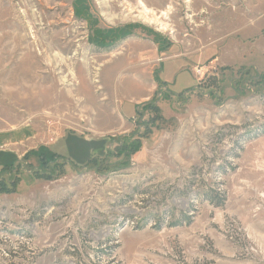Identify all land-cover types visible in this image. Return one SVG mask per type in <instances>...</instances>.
Wrapping results in <instances>:
<instances>
[{
	"label": "rangeland",
	"instance_id": "1",
	"mask_svg": "<svg viewBox=\"0 0 264 264\" xmlns=\"http://www.w3.org/2000/svg\"><path fill=\"white\" fill-rule=\"evenodd\" d=\"M172 45L199 80L175 97ZM65 133L50 179L31 152L0 166V264H97L107 239L101 264H264V0H0V140Z\"/></svg>",
	"mask_w": 264,
	"mask_h": 264
},
{
	"label": "crops",
	"instance_id": "2",
	"mask_svg": "<svg viewBox=\"0 0 264 264\" xmlns=\"http://www.w3.org/2000/svg\"><path fill=\"white\" fill-rule=\"evenodd\" d=\"M173 48L178 49L179 51L173 55H167V56L164 55L165 59L162 60V63L160 65V67L158 68L159 74L156 75V79L163 85V89L167 90V92L169 94H171L173 97H175V95H173V93L170 92V88H171L170 84L171 83H173L175 86H179L180 89L187 87V86H192V84H193V88L191 89V91H193L199 85V82H198L199 80L194 75V73L191 71V68L179 67L180 64L188 63V59H190V57L187 54H185L184 51H182V49L179 46L172 45L171 47H169L167 49V51L165 53H169L170 50ZM216 60L217 61L219 60L217 56H212L211 58L202 57L196 66H200V65L204 66V64H205V66L206 65L207 66L203 67L204 70L202 69V71L208 72V71L213 70V68H211V67H213L211 65V63L216 62ZM173 63H177V64L175 66H173ZM191 91H187L184 93H189ZM184 93H180V94H184ZM129 104L132 105L134 110H135V113L133 115H131V116L129 115L130 119L133 117L135 118V116H137L138 112L140 111V105L141 104L131 102V101L129 102ZM119 109H120L122 116L125 118V116L122 113L123 109H124V103L121 104ZM0 136H4V135H0ZM73 137H75L74 134L70 135V134L65 133V134H63L62 137H60L59 140H57L53 144H45V143L36 144V143H33L32 146L29 145L26 147H23V145L27 143V140L25 138H22L21 141L16 142L15 138L11 139V137H9V138H7V140H9V141L7 142V140H5L4 139L5 137H4L3 138L4 139V147H8V148L0 147V151H5L4 149H8L6 151L9 154H7L6 156H4L1 159V163H0L1 169L6 165H10L14 160L21 159L24 155L29 154L30 152L31 153L28 157L29 158L28 161L32 165H35V166L37 165V163L39 161V157H43L45 159H48L49 157H51L53 155H57V156H61V157L65 158L66 160H69L67 158V155H66L67 154L66 152H68L69 149L67 150L65 148L67 147V145L70 146L69 141H70V139H74ZM3 139L0 140V143L2 142ZM34 140L36 141L35 137L32 139V141H34ZM50 145H52V146H50ZM87 145H89V144H87ZM107 148H108V146L106 144L92 143V144H90L89 150H88L89 156H92V158L98 157V156L102 157L106 153ZM97 150H100L101 152L97 153L98 152ZM35 157L37 158V160ZM89 158H91V157H89Z\"/></svg>",
	"mask_w": 264,
	"mask_h": 264
},
{
	"label": "trees",
	"instance_id": "3",
	"mask_svg": "<svg viewBox=\"0 0 264 264\" xmlns=\"http://www.w3.org/2000/svg\"><path fill=\"white\" fill-rule=\"evenodd\" d=\"M97 43V42H96ZM100 43H102V42H100ZM99 43V44H100ZM98 43H97V45H99ZM98 47H105L104 45H102V44H100V46H98ZM145 109H150V110H153L156 114H157V117H156V119H161V117H160V114H159V112H158V108H156L153 104H147L146 106H145ZM159 115V116H158ZM147 132H148V130H146ZM146 132V133H147ZM146 133H144V134H142V136H147V134ZM150 132H148V134H149ZM252 137H255V136H252ZM141 138V137H140ZM139 146H140V142H134V143H132L131 145H124V144H120L119 145V147L124 151V153H129V151H127V148L128 149H130V152H132L133 150H136L135 148H139ZM124 148V149H123ZM126 149V150H125ZM43 158V157H42ZM53 159H60V160H65V159H63L61 156H57V155H54L53 157H52V160ZM48 159H44V161H45V163L43 162V164H41V167L42 168H40V169H36V170H34V173H35V175H42V176H44V175H46L45 177L47 178V179H50V176L47 174V172H46V170H47V168H46V166L49 164V162L50 161H52V160H50V161H47ZM94 158L93 159H90L87 163H94ZM230 166V164H224V165H222V166H220L219 168H220V170H222L224 173L227 171V168H226V166ZM74 167H76V166H74ZM124 167H126V165L124 166ZM123 167V168H124ZM1 186V185H0ZM2 191H4V189L3 188H1L0 187V192H2ZM219 190L218 189H215V188H212V189H209V190H206V191H203V199L204 200H206L208 203H210L211 205H213L214 207H219V206H222V204H223V202H224V198H223V194L221 193V192H218ZM170 216V213H168V214H164V215H162V218H161V216H158L156 219H157V222H155L154 224H155V229H160V227H161V225H162V222L164 223L165 222V216ZM164 216V217H163ZM190 223V218L188 217V216H186L185 214H182L181 213V215H180V217H179V219L176 221V222H174V223H172L171 224V227H174V226H177V225H182V224H184V225H188ZM158 224V225H157ZM111 242V240L110 239H107L106 241H105V243L104 244H99V248H98V251H97V253H96V255H95V258L97 259V264H101L100 263V261H101V259H100V257L97 255V254H100V255H103V254H106L107 256H108V258H111V255H112V253L114 252V250L118 247L117 245H115V246H111V247H107V245L109 244ZM103 247V248H102ZM105 251H108V253L107 252H105ZM113 263V260H111V262L110 263H108V264H112Z\"/></svg>",
	"mask_w": 264,
	"mask_h": 264
},
{
	"label": "built area",
	"instance_id": "4",
	"mask_svg": "<svg viewBox=\"0 0 264 264\" xmlns=\"http://www.w3.org/2000/svg\"><path fill=\"white\" fill-rule=\"evenodd\" d=\"M132 119V121H135V118L133 117V118H131Z\"/></svg>",
	"mask_w": 264,
	"mask_h": 264
},
{
	"label": "bare ground",
	"instance_id": "5",
	"mask_svg": "<svg viewBox=\"0 0 264 264\" xmlns=\"http://www.w3.org/2000/svg\"><path fill=\"white\" fill-rule=\"evenodd\" d=\"M151 24H152V22H151Z\"/></svg>",
	"mask_w": 264,
	"mask_h": 264
}]
</instances>
